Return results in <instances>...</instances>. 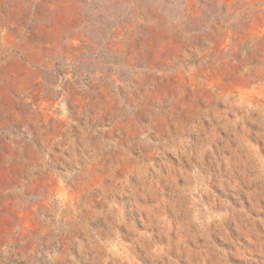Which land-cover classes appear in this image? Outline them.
<instances>
[{
	"label": "rangeland",
	"instance_id": "rangeland-1",
	"mask_svg": "<svg viewBox=\"0 0 264 264\" xmlns=\"http://www.w3.org/2000/svg\"><path fill=\"white\" fill-rule=\"evenodd\" d=\"M0 264H264V0H0Z\"/></svg>",
	"mask_w": 264,
	"mask_h": 264
},
{
	"label": "trees",
	"instance_id": "trees-1",
	"mask_svg": "<svg viewBox=\"0 0 264 264\" xmlns=\"http://www.w3.org/2000/svg\"><path fill=\"white\" fill-rule=\"evenodd\" d=\"M213 1H218V0H213ZM211 24H212V25H209V28H213L214 24H215V25H219L220 22L217 21V20H215V21H213ZM229 28H230L231 31H233V32H240V31H242L243 28H245V27H244V24L239 23V24H236V25H235V24H234V25H231Z\"/></svg>",
	"mask_w": 264,
	"mask_h": 264
}]
</instances>
